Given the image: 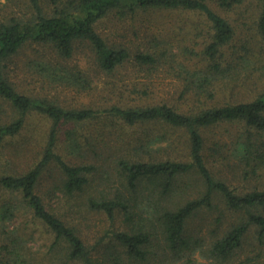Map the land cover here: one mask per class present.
<instances>
[{"label":"trees","instance_id":"16d2710c","mask_svg":"<svg viewBox=\"0 0 264 264\" xmlns=\"http://www.w3.org/2000/svg\"><path fill=\"white\" fill-rule=\"evenodd\" d=\"M245 1L67 0L63 7L61 0H53L46 9L43 0H9L14 5L8 7L11 16L0 19V100L9 105L12 116L0 121V150L21 134L30 114L42 115L50 127L41 158L24 172L3 175L0 186L7 194L20 195L52 239L48 253H55L64 264H143L150 260L157 239L171 250L173 264L187 254L190 263L197 253L226 263L236 258L254 232L258 252L239 264H264V185L244 184L264 176V0H256L260 12L253 23L254 35L250 30L240 38L217 9L231 11ZM114 10L118 15L140 18L143 14L149 19L143 31L134 32L137 39L146 35L147 44L130 48L98 31L99 22ZM174 15L198 19L177 26L168 20ZM175 41L181 46H175ZM28 44L56 57L32 61L40 68L43 86L92 89L86 72L70 64L78 48L87 46L93 66L107 77L108 93L121 89L119 98L127 95L138 104L125 105L121 99L120 104L104 107H73L20 90L9 76V64ZM130 66L128 81L119 73ZM159 73L175 76L170 89L160 84L162 89L152 90ZM97 120L107 121L99 129L109 130L117 143L104 144L101 153L95 144L103 132L97 137L87 131ZM138 126L145 129L129 130ZM222 126L235 129H226L227 137L211 134ZM62 147L68 155L79 153L83 158L120 148L122 156H112L118 159L120 182L128 193L116 188L87 200L91 210L106 214L112 224L117 214L123 217L126 228L111 229L113 243L104 245L102 240L95 248L88 246L66 217L48 206L47 194L51 200L59 192L73 197L98 170L92 163L67 161ZM53 171L58 181L50 185ZM191 174L198 176L200 184L188 193L184 179ZM241 177L243 184H234ZM45 178L49 184L43 196ZM179 195L185 197L178 200ZM4 196H0V222L9 220L15 207ZM220 206L239 216L225 230L218 227L203 251L197 239L190 241L196 233L191 230L192 219L204 209L221 210ZM5 235L0 234V264H34L19 239Z\"/></svg>","mask_w":264,"mask_h":264},{"label":"rangeland","instance_id":"374dc122","mask_svg":"<svg viewBox=\"0 0 264 264\" xmlns=\"http://www.w3.org/2000/svg\"><path fill=\"white\" fill-rule=\"evenodd\" d=\"M53 0H43V6L46 9H50L53 6ZM67 0H61L62 6L65 7V3ZM8 7H13L14 5H10L9 0H0V19L10 17V11ZM217 8V6H215ZM225 17H227L233 26L236 28L238 38L242 37L243 33H246L251 30V35H254L253 32V23L256 17H258L260 12V7L256 0H246L245 3L234 10L224 11L220 8H217ZM197 17L188 18L187 16H169L168 20L177 26L179 24L184 25V21L187 23H191V21H197ZM149 19L142 14L140 18H134L132 14L122 16L117 14V10H114L107 18L99 22L98 31L104 35L108 40L114 42H122L130 48H138L139 46H143V44H147L145 32L140 36V39H137L134 32L141 30L143 31V24ZM181 22V23H180ZM175 35H178L175 34ZM178 41V40H177ZM174 42L175 46H181V43ZM77 54L72 62H70L71 66L79 65V68L86 72V75L90 82H92V89L86 91H79L77 89H69L64 87H56V86H43V82L39 80H44V78L39 73V66L32 63V61L45 60L44 56L47 55L48 59L53 61L51 51L50 53H45L43 49H40L36 44H28L24 48V50L20 53V55L16 56L12 62H10V68L8 71L9 76L11 77L12 82L20 89L32 92V94L41 93L43 96H48L50 99H56L61 102V104L65 106H98L104 107L111 103L120 104V100L122 104L125 105H135L138 104L137 101L132 102V98L125 95V97L119 98L121 95V89L113 94H109L108 91L104 87V83H106L105 75L97 71V69L92 64V56L90 53V49L87 46H81L78 48ZM31 64V66H30ZM132 68V66H130ZM133 72V68L130 70H124V72H120L122 74V78L130 80L129 75ZM144 75V74H143ZM157 81L151 86L152 90L156 91L162 89L160 84H163L165 88L170 89L174 83L175 76L167 75L165 76L163 73H159L155 75ZM109 79V81H112ZM118 89V88H117ZM119 96V97H118ZM12 116V111H10V107L3 100H0V121L5 120L8 121V118ZM28 122L26 124L25 129L21 132V134L17 135L8 143L7 147L0 150V178L3 175L9 174H17L24 172L27 167L34 164L41 158L44 141L46 139V135L48 132V128L50 127V122H47L42 115L38 113L30 114L28 117ZM103 120H97L91 122L90 127L88 128V132H92L93 135L97 137L100 135V132H103L99 136V141L95 144V149L101 153L102 147L104 144L110 142V145L115 146L117 143L115 142V136L111 135L109 130L103 129L104 131H100L104 126ZM111 126V123H109ZM99 127H101L99 129ZM149 127V125H146ZM87 129V127H86ZM99 129V131H97ZM145 129V126H138L134 129H129L133 133H140ZM233 131L235 127L231 126H222L220 128H214L212 130V135H221V137H227L228 131ZM85 130V129H84ZM83 131V130H82ZM35 135V138L32 139V135ZM64 135H60L61 141L64 140ZM65 146V145H64ZM60 152L67 161L78 164V163H92L93 165L98 167V170L90 175L89 184L85 186L83 191L75 194L73 197L64 196L62 193H58L51 198L45 197L46 202L49 207H53L52 210L59 213V215L66 217V220L70 222L80 233V236L85 241V243L95 248L98 243L102 240H105L104 245H108L113 243L111 236V229L116 230H124L126 228V223L123 220V217L120 214H117L118 218L115 223L108 219V216L101 212H96L91 210L88 207L87 200L90 196H97L103 192L111 193L116 188H119L123 193L126 192V189L121 185V176L120 170L118 167V159L113 157L112 155L122 156L120 152V148L118 150L114 148H110L108 151H104L101 155L94 156L91 154L88 158H83L79 153H73L72 155H68L67 151L64 147L60 149ZM212 154L213 152L210 151ZM210 160H213L210 157ZM218 165V164H217ZM52 174V178L50 180V185L54 182L58 181V173ZM46 179V178H45ZM243 178H237L234 184H243ZM184 182L187 185L184 189L188 193H192L191 191L196 190L197 184H200V180L196 174H191L187 178L184 179ZM43 186L41 189V193L45 194L47 185L49 184V180L42 181ZM247 187H254L258 184L264 185V176L261 178H252L247 181ZM187 187V188H186ZM49 188V187H48ZM128 193V192H126ZM6 197L9 201L12 200L15 202V207L13 209V215L7 221L0 222V234L3 237H6L5 232H8L10 236L16 237L19 239L20 243L23 244V248L25 253H28V257L32 258L34 264H51L54 261H60V263L64 264V262L55 256L54 254L48 253L49 246L51 244V238L46 234V231L42 229L37 220L33 217L31 211L28 207L22 203L21 197L19 194H7L0 186V196ZM185 195H179L180 198H184ZM220 209L207 210L204 209L198 215L194 216L191 223V230H195L196 233H193L194 237L191 239V242H194L197 239L198 243H201L200 248L204 251L210 240L212 239V235L214 231L220 227V229H226L229 227L231 220H235L239 215L233 214L230 212H226L223 206H220ZM243 215V214H241ZM220 217L222 219L219 223L217 219ZM252 232L245 242L244 249L234 258L233 261L226 263H216L212 260H207L205 257H202L200 253H197L194 258H192V262L189 263V259L191 257L190 254L179 263V264H239L241 261H246L249 257H254L257 254V250L259 248V241L253 235ZM104 245H101L97 248V251L103 248ZM150 260L143 264H173L171 257V250L163 247L160 242L155 239L153 242V247L150 250ZM168 257L166 256V253ZM57 253V252H56ZM97 254V253H96ZM50 259V260H49Z\"/></svg>","mask_w":264,"mask_h":264}]
</instances>
